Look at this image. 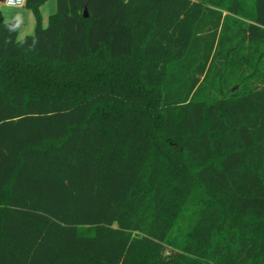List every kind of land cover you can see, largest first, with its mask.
Here are the masks:
<instances>
[{
    "label": "trees",
    "instance_id": "16d2710c",
    "mask_svg": "<svg viewBox=\"0 0 264 264\" xmlns=\"http://www.w3.org/2000/svg\"><path fill=\"white\" fill-rule=\"evenodd\" d=\"M43 1L0 8V264H264V0Z\"/></svg>",
    "mask_w": 264,
    "mask_h": 264
},
{
    "label": "rangeland",
    "instance_id": "374dc122",
    "mask_svg": "<svg viewBox=\"0 0 264 264\" xmlns=\"http://www.w3.org/2000/svg\"><path fill=\"white\" fill-rule=\"evenodd\" d=\"M0 8L6 10L9 13V17H5V21L17 20L20 23V29L18 32V37H24L26 35H31L34 32L35 18L32 11L29 8L23 7L18 9V7H6L3 3H0ZM39 11L41 14L42 25L45 27L48 22V16L55 11V0H44L39 6Z\"/></svg>",
    "mask_w": 264,
    "mask_h": 264
},
{
    "label": "built area",
    "instance_id": "2783aa9c",
    "mask_svg": "<svg viewBox=\"0 0 264 264\" xmlns=\"http://www.w3.org/2000/svg\"><path fill=\"white\" fill-rule=\"evenodd\" d=\"M3 4L8 7H22L25 4V0H4Z\"/></svg>",
    "mask_w": 264,
    "mask_h": 264
},
{
    "label": "crops",
    "instance_id": "0c3cea01",
    "mask_svg": "<svg viewBox=\"0 0 264 264\" xmlns=\"http://www.w3.org/2000/svg\"><path fill=\"white\" fill-rule=\"evenodd\" d=\"M4 6H6V5H4ZM6 7H8V6H6ZM23 7H24V6H22V7H18V9L23 8ZM9 8H10V7H9ZM1 11H2V9H1ZM2 15H3V18H4V19H5L6 16H8V17L10 16L9 13H8L6 10H3V11H2ZM41 20H42V19H41Z\"/></svg>",
    "mask_w": 264,
    "mask_h": 264
},
{
    "label": "water",
    "instance_id": "95a60500",
    "mask_svg": "<svg viewBox=\"0 0 264 264\" xmlns=\"http://www.w3.org/2000/svg\"><path fill=\"white\" fill-rule=\"evenodd\" d=\"M4 0H0V3H3ZM84 16H87L86 10H84Z\"/></svg>",
    "mask_w": 264,
    "mask_h": 264
}]
</instances>
